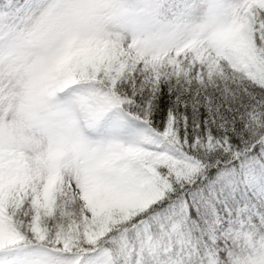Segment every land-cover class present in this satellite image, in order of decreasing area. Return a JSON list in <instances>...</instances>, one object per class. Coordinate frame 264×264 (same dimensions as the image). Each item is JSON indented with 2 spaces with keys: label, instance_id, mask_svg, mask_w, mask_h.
<instances>
[{
  "label": "snow or ice",
  "instance_id": "obj_1",
  "mask_svg": "<svg viewBox=\"0 0 264 264\" xmlns=\"http://www.w3.org/2000/svg\"><path fill=\"white\" fill-rule=\"evenodd\" d=\"M0 264H264V0H0Z\"/></svg>",
  "mask_w": 264,
  "mask_h": 264
}]
</instances>
